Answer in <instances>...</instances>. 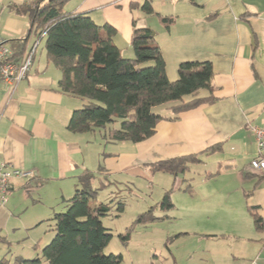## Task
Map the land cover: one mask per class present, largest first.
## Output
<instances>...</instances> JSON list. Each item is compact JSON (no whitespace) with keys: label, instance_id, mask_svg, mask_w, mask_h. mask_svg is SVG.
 Returning a JSON list of instances; mask_svg holds the SVG:
<instances>
[{"label":"crops","instance_id":"obj_1","mask_svg":"<svg viewBox=\"0 0 264 264\" xmlns=\"http://www.w3.org/2000/svg\"><path fill=\"white\" fill-rule=\"evenodd\" d=\"M31 1L0 0V38L9 42L28 37L25 51L39 43L26 80L13 90L0 82V162L32 171L31 182L36 187L53 186L58 198L65 200L64 196L74 194L77 179L85 170L105 178L108 191L114 182L130 185L134 180L154 177L147 167L149 164L199 154L219 145V151L202 156L203 163L191 166L188 171L197 166H213L210 171L198 173L204 186L203 196L211 200L226 197L228 204L235 207L234 212L249 217L252 233L245 226L239 235L225 227L226 224L215 226L198 215L193 200L200 190L197 192L193 185L190 190L182 189V185L176 190L174 187L177 178L187 186L188 181L194 180L185 178L188 171L172 178L167 191L173 207L167 212L156 209L155 216L169 222L174 219L169 214L172 210L182 212V229L177 231L175 241L188 242L180 264H264V174L249 168L251 160L258 156L251 128L264 125V0H69L65 3L69 5L65 12L85 14L99 26L113 27V44L122 53H130V39L135 30L150 29L171 83L177 81L181 63L211 64L215 101L184 112L177 120L159 122L149 139L136 144L106 143L97 131L77 134L67 130L73 111L80 109L83 102L61 92L60 70L47 63L42 52L37 56L44 39L38 40L34 33L28 35L27 17L11 9L13 5ZM146 1L154 15L147 16L141 9ZM161 18H166L168 25ZM42 51L45 53L44 47ZM208 95L207 91L200 93L203 97ZM168 107L170 104L159 108L157 113L172 116ZM28 183L14 180L7 203L1 209H6L13 200L9 198ZM248 206L258 208L263 218L261 232L255 231ZM222 223H225L223 218ZM228 244L233 246L227 248ZM40 248L39 245L29 258L36 256ZM6 251L7 247L0 245V257L6 256ZM165 257V263L179 264L174 253L169 252ZM154 258L159 262L155 255Z\"/></svg>","mask_w":264,"mask_h":264},{"label":"trees","instance_id":"obj_2","mask_svg":"<svg viewBox=\"0 0 264 264\" xmlns=\"http://www.w3.org/2000/svg\"><path fill=\"white\" fill-rule=\"evenodd\" d=\"M68 1L32 0L29 4L11 6L15 13L27 17L28 35L34 33L38 40L44 39L46 62L61 73L58 82L61 92L83 102L80 109L73 111L68 131L77 134L97 131L106 143L136 144L149 139L159 122L177 120L180 114L215 101L210 63H181L177 81L171 83L150 29L133 32L130 39L133 57H124L112 41L115 29L99 26L85 14L65 12L63 6ZM141 9L147 16L154 15L148 1ZM161 21L168 25L166 18ZM27 41L28 37L5 42L13 53L11 60L22 57ZM202 91L209 95L200 96ZM166 104H170L168 111L172 116L154 112V108ZM219 150L220 146L215 145L199 154L167 159L147 167L151 175L163 173L176 179L191 166L203 163L202 156ZM105 181L85 170L67 201L66 212L47 220L53 233L50 242L33 259L3 256L0 264H121V254H104L112 234L103 227L101 217L108 216L111 202L91 204L109 187ZM186 188L190 190L191 186ZM172 207L167 191L156 206L137 215L130 230L161 220L155 216L156 209L167 212ZM118 209L123 210L122 203H118ZM247 211L255 231L261 232L263 218L258 208L248 206ZM119 238L127 244L129 234ZM38 247L39 243L34 250Z\"/></svg>","mask_w":264,"mask_h":264},{"label":"rangeland","instance_id":"obj_3","mask_svg":"<svg viewBox=\"0 0 264 264\" xmlns=\"http://www.w3.org/2000/svg\"><path fill=\"white\" fill-rule=\"evenodd\" d=\"M68 6V4L65 5L63 10L66 11ZM42 50L43 46L40 45L37 56L41 52L43 56L45 55ZM122 55L127 58L133 57L132 49H130V53L124 52ZM163 106L165 105L154 108V112L156 113ZM210 168L214 169L210 165L207 167L197 166L193 171H188L185 174L186 179H194L188 181L189 186L193 185L197 192L200 190L197 197L192 199L196 205V212L215 226L226 224L225 227L233 229L232 231L239 235L243 233L245 228H248L249 233H252V223H250L249 217L245 214L241 217V213L234 212L235 207L231 203L228 204L226 197L217 196L211 200L208 196H203L202 189L204 186L201 184L202 179L198 173L210 171ZM171 182V176L156 173L154 177L143 181L134 180L130 185L125 182L122 184L114 182L111 184L110 190L103 189L99 193L96 201L91 203L92 205L111 202V210L108 216L101 217L103 227L112 234V239L104 250L105 255L121 254L124 259L121 264H168L169 262L165 263L164 259L171 252L177 256L178 263H181L180 257L183 258L184 247L188 242L187 240L175 241L177 231L182 229L180 228L183 223V218L180 219L182 212L178 214L172 210L169 213L170 216L174 217L172 221L156 220L145 224L146 226L137 225L134 230H130L137 215L146 212L152 206H156L166 193L165 191L169 190ZM180 185H182V189L187 187L186 183L182 184L181 179L177 178L175 190ZM36 186V183L29 182L26 188L18 190L15 195L9 198L10 201L12 198L14 201L12 200L6 209H0V245L7 247L5 255L9 259L19 255L25 259L35 258V255L29 258L34 252V246L39 243L40 249H43L53 237V233L49 231L50 225L47 219L54 214L66 212L68 209L67 201L73 195V193L66 195L63 197L65 200H61L53 186ZM205 201L208 202L205 204ZM118 203L123 204V210L119 211ZM157 214L162 215L159 212ZM222 218L225 223H222ZM127 234H129V241L124 244L119 236ZM235 245L236 243H234ZM230 246L232 247L233 244H228L227 248ZM154 255L160 263L156 262Z\"/></svg>","mask_w":264,"mask_h":264},{"label":"built area","instance_id":"obj_4","mask_svg":"<svg viewBox=\"0 0 264 264\" xmlns=\"http://www.w3.org/2000/svg\"><path fill=\"white\" fill-rule=\"evenodd\" d=\"M38 44L36 42L31 49L26 50L18 61H13L11 60L13 56L11 49L0 38L1 83L13 90L19 83L27 79ZM251 131L256 141L258 156L251 160L249 168L252 171L264 174V156L262 155L264 151V125L262 127H252ZM33 178L32 171L17 168L10 163L0 162V209L7 203L11 184L14 180L31 182Z\"/></svg>","mask_w":264,"mask_h":264}]
</instances>
